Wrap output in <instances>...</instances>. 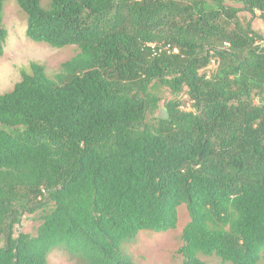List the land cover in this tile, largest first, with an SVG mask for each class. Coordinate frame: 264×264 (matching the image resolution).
I'll return each instance as SVG.
<instances>
[{"label": "trees", "instance_id": "1", "mask_svg": "<svg viewBox=\"0 0 264 264\" xmlns=\"http://www.w3.org/2000/svg\"><path fill=\"white\" fill-rule=\"evenodd\" d=\"M16 1L30 40L78 52L0 93V264H47L62 246L134 264L122 244L176 230L182 206L183 264H260L264 38L240 13L264 18V0ZM162 88L175 98L155 117Z\"/></svg>", "mask_w": 264, "mask_h": 264}, {"label": "rangeland", "instance_id": "2", "mask_svg": "<svg viewBox=\"0 0 264 264\" xmlns=\"http://www.w3.org/2000/svg\"><path fill=\"white\" fill-rule=\"evenodd\" d=\"M228 4L239 6L237 3L227 1ZM3 28L7 31L6 43L0 53V93H7L14 89L20 82L23 71H29L31 63L43 65L49 75L56 74L61 65L73 58L78 50L75 46L55 49L44 43H37L30 40L26 35L28 20L16 0H8L2 7ZM241 17L251 20L252 28L264 38V18L257 12L255 17L248 13H240ZM217 64H211L207 70L212 73ZM161 101L155 117H161L165 112V104L174 99L169 89H160ZM178 99L185 103V109H191L186 92H182ZM38 213V212H37ZM36 216L38 214H35ZM35 215H26L23 218L22 227L18 231L35 234L40 225L34 220ZM189 221V214L185 206L179 207L178 227L174 231L165 234H158L153 231L144 230L136 238L122 244L121 256L129 259L134 264H183L178 249L181 247V232ZM84 256L81 251H71L62 246L53 249L48 255L47 264H83ZM207 264H225L219 259L203 257ZM264 264V258L260 262Z\"/></svg>", "mask_w": 264, "mask_h": 264}, {"label": "built area", "instance_id": "3", "mask_svg": "<svg viewBox=\"0 0 264 264\" xmlns=\"http://www.w3.org/2000/svg\"><path fill=\"white\" fill-rule=\"evenodd\" d=\"M178 51L176 49H174V53H177Z\"/></svg>", "mask_w": 264, "mask_h": 264}]
</instances>
